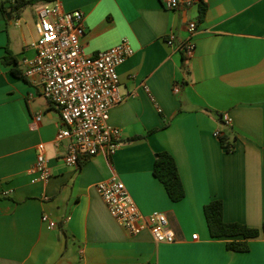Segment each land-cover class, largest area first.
<instances>
[{"label":"crops","instance_id":"0c3cea01","mask_svg":"<svg viewBox=\"0 0 264 264\" xmlns=\"http://www.w3.org/2000/svg\"><path fill=\"white\" fill-rule=\"evenodd\" d=\"M0 1V264H264V232L248 239L247 251L227 249V237L209 234L203 211L221 199L224 220L258 228L264 222V0H196L176 9L165 0H58L64 10L83 12L86 55L123 37L133 48L117 66L122 99L107 120L120 129V144L77 166L64 162L66 142L55 140L58 107L3 58L11 51L23 72L22 59L35 53L36 11L46 1L19 10L11 8L15 0ZM192 19L195 49L185 58ZM35 114L41 121L31 129ZM216 130L233 143L231 151ZM41 142L51 176L32 181L28 169ZM161 150L176 160L185 188L179 201L153 174ZM112 176L143 214L166 213L173 242L155 241L147 228L126 232L96 187Z\"/></svg>","mask_w":264,"mask_h":264},{"label":"built area","instance_id":"2783aa9c","mask_svg":"<svg viewBox=\"0 0 264 264\" xmlns=\"http://www.w3.org/2000/svg\"><path fill=\"white\" fill-rule=\"evenodd\" d=\"M195 1L165 0V5L170 9L187 8ZM83 16L79 9L64 10L58 0L40 4L35 20V53L22 59L24 76L38 83L40 94L59 109L61 126L55 140L66 142L63 160L73 166L101 151L111 155L118 148L121 131L107 120L110 107L122 99L117 66L133 53L129 39L123 37L108 49L86 55L81 44L85 33ZM196 27L195 19L187 21V38L182 45L185 58L195 49ZM172 39L170 35L167 42L172 43ZM173 91H179L178 84ZM40 121L41 115L35 114L29 127L36 128ZM230 121L229 117L224 119L226 123ZM215 135L219 136L220 131L216 130ZM37 149L36 160L28 172L32 181H45L51 170L44 144L38 143ZM96 187L111 215L127 233L134 235L147 228L157 242L175 240L166 213L153 210L143 214L122 180L112 176L98 181ZM1 193L9 195L11 189H2ZM41 219L49 226L56 224L46 214ZM196 237L197 233H192V238Z\"/></svg>","mask_w":264,"mask_h":264},{"label":"trees","instance_id":"16d2710c","mask_svg":"<svg viewBox=\"0 0 264 264\" xmlns=\"http://www.w3.org/2000/svg\"><path fill=\"white\" fill-rule=\"evenodd\" d=\"M48 1V0H15L11 8L19 10L27 4ZM0 8L6 11L3 2L0 1ZM206 10L203 3H199V20L202 19ZM3 57L5 63H12L14 66L11 72L14 76L25 79L22 69L17 66V61L11 51L7 50ZM139 136H133L136 139ZM219 141L227 151L233 149V143H230L226 136L219 135ZM154 176L163 184L168 197L172 201H179L185 196V188L180 178L178 167L174 156L167 150H161L156 153L153 164ZM205 219L209 234L212 237H227V249L234 251H247L249 249L248 239L257 237L264 232V222L260 228L251 227L239 221H226L223 218V202L221 199H212L203 206Z\"/></svg>","mask_w":264,"mask_h":264}]
</instances>
